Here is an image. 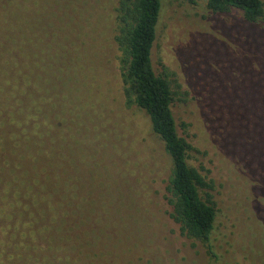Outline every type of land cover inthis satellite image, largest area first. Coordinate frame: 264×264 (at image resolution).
Here are the masks:
<instances>
[{
	"label": "rangeland",
	"instance_id": "rangeland-1",
	"mask_svg": "<svg viewBox=\"0 0 264 264\" xmlns=\"http://www.w3.org/2000/svg\"><path fill=\"white\" fill-rule=\"evenodd\" d=\"M165 1L156 55L174 89L189 93L178 115L209 152L196 164L214 179L218 205L232 207L234 220L242 217L237 231L247 217L235 202L246 194V178L256 183L248 185L254 227L247 234L256 240L262 230L252 195L264 190V31L241 13L213 17L202 0ZM118 2L0 0V112L9 117L17 105L13 114L39 155V173L50 166L61 183L71 178L67 199L60 197L72 204L62 264H214L171 218L172 159L145 111L126 103ZM244 121L260 146L230 156L229 127ZM4 250L0 244V264H15Z\"/></svg>",
	"mask_w": 264,
	"mask_h": 264
},
{
	"label": "trees",
	"instance_id": "trees-1",
	"mask_svg": "<svg viewBox=\"0 0 264 264\" xmlns=\"http://www.w3.org/2000/svg\"><path fill=\"white\" fill-rule=\"evenodd\" d=\"M184 1L195 6L198 0ZM202 1L213 17L241 13L245 23L264 31L263 0ZM165 4V0H119L116 7L115 40L121 53L126 103L128 107L136 106L145 111L153 131L172 159L166 198L172 210L170 216L179 225L182 235L201 242L214 264H264V190L257 189L252 195L259 211L258 227L262 230L258 232L257 228L256 240H260L257 249L256 240L247 237L254 227L250 213L251 186L248 188L254 183L251 177L246 178L249 184L244 198L248 201L241 202L244 198L236 196L239 198L235 202L237 207L244 210L247 217L246 228L237 231L241 223L236 221H241L242 217L234 220L232 207L224 210L218 205L213 194L214 179L204 166L196 164L206 160L209 152L197 145L192 125L178 115V108L187 103L185 97L189 93L174 89L156 55ZM14 95L16 100L17 95ZM19 101L16 104L20 105ZM11 109L9 117L0 112V244L5 246L4 253L15 264H62L61 244L69 235V224L66 226L64 222L68 223L66 210L70 211L72 204L68 200L62 202L60 197L67 199L65 194H69L71 178L64 177L61 183V176H55L50 166L39 173V155L33 156L36 150L30 149L29 140L22 135L21 120L13 114L14 111L19 114L20 110L17 105ZM221 110L228 112L223 107ZM205 111L206 108L202 114ZM239 125L229 127L233 136L230 156L237 153L238 158L239 152L256 143L260 146L261 142L255 133L246 130L245 121ZM249 137H253L251 143ZM61 209L66 215L61 214ZM58 231L63 234L59 238Z\"/></svg>",
	"mask_w": 264,
	"mask_h": 264
}]
</instances>
